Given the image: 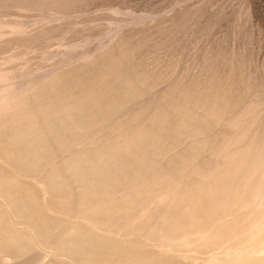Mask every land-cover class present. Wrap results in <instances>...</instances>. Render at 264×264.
Wrapping results in <instances>:
<instances>
[{"label": "rangeland", "instance_id": "obj_1", "mask_svg": "<svg viewBox=\"0 0 264 264\" xmlns=\"http://www.w3.org/2000/svg\"><path fill=\"white\" fill-rule=\"evenodd\" d=\"M0 264H264V0H0Z\"/></svg>", "mask_w": 264, "mask_h": 264}, {"label": "bare ground", "instance_id": "obj_2", "mask_svg": "<svg viewBox=\"0 0 264 264\" xmlns=\"http://www.w3.org/2000/svg\"><path fill=\"white\" fill-rule=\"evenodd\" d=\"M128 74V73H127ZM136 74V73H135ZM125 75V74H124ZM123 79V77H122ZM129 80H122V81H119V85L116 86V87H113V86H110V88L105 91L103 93V98L104 101L102 103V105H92L93 107H96L97 109H101L102 108V111L103 113H105V115L108 113V114H112L114 113L117 109H119L123 103L125 101H127V99H129L132 95V93L130 92V89L127 87L129 86V84H131V79L128 78ZM152 83V82H151ZM153 84H154V81H153ZM106 86V85H105ZM126 87V88H125ZM95 88V87H94ZM104 88H102L103 90ZM95 90V89H94ZM102 94V93H101ZM87 96H90L91 98H94L96 96H98L97 94L95 95L94 92H89ZM101 96V95H100ZM198 95L196 94V97ZM195 97V102H197L198 104L201 105V102H203V104L205 105H209L211 109L213 110H217L216 108V104H215V101L216 99L212 100L210 98H207V99H200V98H196ZM102 99V98H101ZM70 101V100H69ZM73 102V101H71ZM71 102H67L65 100H62L60 101L57 106L53 107V109L50 111V112H45L46 114V119L44 120H55L53 122V124H55L56 128H61L63 126H59L60 123H64L63 121L62 122H58L57 120H67V116L69 114H71L73 111H82L84 109L83 106H80L79 104H76V103H71ZM79 101H77L78 103ZM199 106V105H198ZM94 108V110L96 109ZM182 108L184 109H187L186 106H183ZM37 111L41 110V107H39V109H36ZM88 111V110H87ZM94 113V112H93ZM182 114V117L185 119V118H191V114L189 111L187 110H183V112H179ZM87 114V112H86ZM53 115H59L58 117H52ZM100 115V114H99ZM102 115V114H101ZM89 116V115H88ZM93 117H95V119L93 120H98V115L96 114V112L93 114ZM42 119V118H41ZM81 121V120H80ZM84 121V120H83ZM68 122V121H67ZM88 122V121H87ZM91 122V121H90ZM97 122V121H96ZM215 122L217 123H213L214 126H216L217 124H220L221 121L220 120H215ZM66 123V122H65ZM212 123V122H211ZM58 124V125H57ZM79 124V123H78ZM99 124V123H98ZM174 125V124H173ZM202 125V124H201ZM171 126V125H170ZM11 127V126H10ZM158 126H156L157 128ZM208 127V126H207ZM171 132L173 133V138H175L174 136V133L175 134H178L180 132H182L184 129H188V131H192V130H200V126L198 125H195V124H191L189 122L187 123H182L181 125L178 123L177 125H175L173 128H171ZM207 129V128H206ZM209 129V128H208ZM210 130V129H209ZM29 131V130H28ZM136 132V131H135ZM155 133V132H154ZM154 133H151L150 130H148V134H150L147 138H149L150 141H153L154 139H157V137H159V134H154ZM136 134H140L139 131L136 132ZM13 135V134H12ZM171 135V134H170ZM45 137V136H44ZM179 137V136H178ZM181 137V136H180ZM33 138V137H32ZM146 138V139H147ZM135 139H133V143L134 142H139L137 139L134 141ZM176 140V139H174ZM174 140H173V143H174ZM179 140V139H178ZM164 141V139L162 140ZM145 142V139L143 138V140H141L137 145H135L136 147L138 148H141L142 146V143ZM172 142V141H171ZM146 143V142H145ZM158 143V141L156 142ZM145 148V145L142 146V149ZM166 148V147H165ZM171 148V147H170ZM158 150H160V148L154 150V154H159V153H156L158 152ZM165 150V149H164ZM169 152V149L167 150ZM153 152V151H152ZM168 152H165V154H167ZM115 158L117 157H107V159L104 161L105 164H113L110 169L108 170H105L104 168L101 169V168H97V170L95 169V167H85L83 168V166L85 165V161L83 159H77L73 162H69L68 163V168H67V171L70 172L69 174L75 178L76 180H80L84 183V185L87 187V188H93L95 190H98L96 191L95 193L93 192V190L90 192V195H95L99 192V194L102 196L103 194H107V188L110 187L111 185V182H114L118 184V180H116V173L119 174V172H124V168L123 167H118L117 165V161L115 160ZM163 159V158H162ZM27 160V159H25ZM172 160V159H171ZM181 161V159H180ZM175 162L176 164L179 162L178 160H175L173 161ZM103 166V164H101ZM92 171V172H90ZM86 173L83 175V173ZM115 172V173H114ZM56 171H53V173L51 174H48L47 175V178L50 179V181H52L53 179L56 178V176H60L59 173H57ZM89 173V174H88ZM106 173V174H105ZM132 172H130L131 174ZM91 175H94L93 177H91ZM133 175V173H132ZM173 175H170V180L172 181H176V178L175 177H172ZM96 177V178H94ZM94 178V179H93ZM52 179V180H51ZM121 181H119L120 183ZM226 214H224L225 216ZM220 219V218H219ZM171 222V221H170ZM186 246V245H184Z\"/></svg>", "mask_w": 264, "mask_h": 264}]
</instances>
